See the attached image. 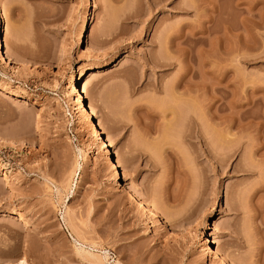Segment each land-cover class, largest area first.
Returning a JSON list of instances; mask_svg holds the SVG:
<instances>
[{
  "label": "rangeland",
  "instance_id": "rangeland-1",
  "mask_svg": "<svg viewBox=\"0 0 264 264\" xmlns=\"http://www.w3.org/2000/svg\"><path fill=\"white\" fill-rule=\"evenodd\" d=\"M0 27V264H221L204 233L264 264V0H0Z\"/></svg>",
  "mask_w": 264,
  "mask_h": 264
},
{
  "label": "bare ground",
  "instance_id": "bare-ground-1",
  "mask_svg": "<svg viewBox=\"0 0 264 264\" xmlns=\"http://www.w3.org/2000/svg\"><path fill=\"white\" fill-rule=\"evenodd\" d=\"M156 1V0H155ZM185 26L187 27V26H189V23H186L185 24ZM84 29H85V31H84V36H85V32H86V27L84 26ZM0 31H1V27H0ZM186 33V32H185ZM83 36V35H82ZM81 36V38H80V40L83 38ZM3 50H4V47H3V45L1 44V42H0V54L3 52ZM124 58V56L122 55V54H118V55H116V57L113 59V61L111 62V63H109V65L110 66H116L117 64H119L120 63V61L122 60ZM71 85L69 86V93H71V94H76L77 95V98H79V104H80V113H81V116L83 117V119L86 121V123H87V128H88V132H89V134L91 135V136H93V137H96V138H98L99 139V141H100V144H101V148H102V156L103 157H105V158H107L110 162V166L112 167V168H115L116 169V174H115V176H116V178H117V185H121L122 186V170L120 169V167L122 168V166H123V163H124V160H123V157H121V156H117V157H114V156H112V153H111V151L108 149V142H107V140H111L110 138V136H109V134L108 133H106L103 129H102V127H101V125H100V122L98 121V118H97V115H96V113H95V111H94V109L88 104V102L86 101L85 102V99H86V96L83 94V92H82V90L80 89V85L78 84V79L76 78V77H74V75H71ZM186 85L187 86H189V83H186ZM185 86V85H184ZM78 100V99H77ZM190 107V106H189ZM190 109H191V107H190ZM169 111V110H168ZM173 112V114H172V118L174 117V116H176V112H174V111H172ZM190 112H192L191 110H190ZM168 113V112H167ZM164 114V113H163ZM193 114V113H192ZM164 115H166V114H164ZM188 116L189 117H192V115L190 116L189 114H188ZM172 118H170V119H172ZM175 118V117H174ZM191 119H193L194 120V117H192ZM196 119V118H195ZM193 120H192V122H193ZM170 121H172V120H170ZM196 121H197V119H196ZM173 122V121H172ZM189 123V120H188V122H187V124ZM196 124H198V123H196ZM195 124V125H196ZM194 125V124H193ZM190 127V126H189ZM195 127V126H194ZM192 128V127H191ZM189 130H190V128H188ZM171 130V129H170ZM185 130V129H184ZM182 132V131H181ZM170 133V132H169ZM184 133H185V131H184ZM183 133V134H184ZM221 133L222 132H220V135H221ZM173 134V133H172ZM180 134H182V133H180ZM179 134V135H180ZM186 134V133H185ZM188 134V133H187ZM170 135V134H169ZM217 135V134H216ZM220 135L218 134V136H219V138H220ZM188 137H190V139L191 138H196V139H200V141L199 142H201V141H203V139H202V135L200 134V132H198L197 130H194V128H193V131H191V132H189V134L187 135ZM218 136H217V138H218ZM222 136H223V134H222ZM183 137H184V135H183ZM167 138V137H166ZM187 138V137H186ZM185 140H187V141H189L188 139H185ZM193 140V139H192ZM192 140H191V142H192ZM221 141V140H220ZM190 142V141H189ZM191 144V143H190ZM202 151V150H201ZM221 153V151L219 152V154ZM218 154V155H219ZM221 155V154H220ZM223 155V154H222ZM215 156H216V154H215ZM216 157H218V156H216ZM221 160V159H220ZM78 165V164H77ZM79 166V165H78ZM78 166H77V168H78ZM122 190L123 191H125L127 194H128V196H129V198H131L132 200H134V201H136L137 202V204L139 205V207H141L142 209V211H143V213L150 219V220H152L153 221V219H155V217H156V213H155V211H154V209H153V207H152V205L150 204V203H148L143 197H141V196H139V195H137L136 193H134L133 191H131L127 186H125V185H123V187H122ZM9 210H11V211H14L15 212V214L17 215V217L21 220V221H23V222H25V223H27V224H29L30 223V216H29V214H28V212H26L22 207H20L19 205H18V203L16 202V201H14L10 206H9ZM66 213H65V215L63 216V218L65 217L66 218V220L68 221V223H69V221H71V220H69V219H71V218H69V213H68V211H65ZM64 218V219H65ZM65 220V221H66ZM66 221V222H67ZM69 225H71V222H70V224ZM71 226H74V225H71ZM74 228V227H73ZM75 229V228H74ZM75 231V230H74ZM76 232V231H75ZM78 236H79V234H78ZM203 236L205 237V242H203V245L207 248V250H208V252L215 258V259H217V260H219L220 262H221V264H228V260L226 261V258H224L222 255H221V252H220V250H219V248L217 247V245H216V241L214 240V238H212L211 236H209L207 233L205 234H203ZM76 238V237H75ZM79 238V237H78ZM78 238H76V243H78V244H80V249H82V250H84V253H85V251L86 252H88V256L90 257H92V258H94V257H96L95 259L97 260V258H98V260L97 261H100L101 262V258L100 257H98V255L96 254V253H94V252H92V251H90V250H86V248H84V242H82V241H80V239H82V238H80V239H78ZM92 246V245H91ZM79 249V250H80ZM81 250V252H83ZM87 254V253H86ZM116 264H121L120 263V261H117L116 262Z\"/></svg>",
  "mask_w": 264,
  "mask_h": 264
}]
</instances>
